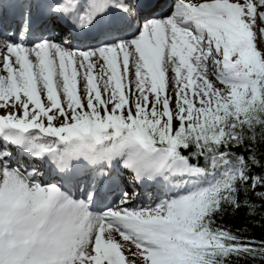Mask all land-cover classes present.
I'll return each mask as SVG.
<instances>
[{"label": "snow or ice", "instance_id": "1", "mask_svg": "<svg viewBox=\"0 0 264 264\" xmlns=\"http://www.w3.org/2000/svg\"><path fill=\"white\" fill-rule=\"evenodd\" d=\"M264 0H0V264H264Z\"/></svg>", "mask_w": 264, "mask_h": 264}, {"label": "trees", "instance_id": "2", "mask_svg": "<svg viewBox=\"0 0 264 264\" xmlns=\"http://www.w3.org/2000/svg\"><path fill=\"white\" fill-rule=\"evenodd\" d=\"M262 231H264V230L259 229V228L255 230V235L257 236V238H259Z\"/></svg>", "mask_w": 264, "mask_h": 264}]
</instances>
